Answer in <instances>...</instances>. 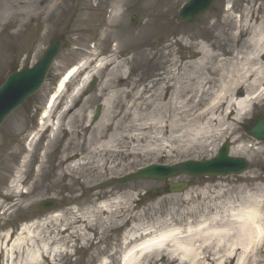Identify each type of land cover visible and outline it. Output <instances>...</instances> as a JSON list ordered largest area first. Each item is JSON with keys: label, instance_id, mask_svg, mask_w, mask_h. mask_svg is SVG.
<instances>
[{"label": "rangeland", "instance_id": "rangeland-1", "mask_svg": "<svg viewBox=\"0 0 264 264\" xmlns=\"http://www.w3.org/2000/svg\"><path fill=\"white\" fill-rule=\"evenodd\" d=\"M62 1L59 0L60 3ZM113 1L64 0L63 4L51 10L48 16V8L37 10L36 0L0 1V20L10 13L15 14L11 19L12 24L5 25L3 20L0 22V85L9 73L33 64L41 56L42 49L47 43L46 39H49L47 35L49 31L55 28L58 31L57 36L54 35L55 39L60 38L63 41V49L42 88L11 114L0 128V212L5 213L0 218V240L2 235L8 232L12 233V236L25 238L27 242L31 239L30 243L36 248L45 246L51 253L58 252L56 256L51 254L44 258L41 264H119L121 256L129 248L124 245V237L127 234L129 237L152 228L160 231L166 228L165 222L166 224L169 222V227L173 228L185 227L190 223L195 225L201 218L209 219L214 214L226 215L231 207L246 204L249 198L264 196V175L259 170L260 165L264 164V146L248 138L245 132V123L250 116L264 113V100L252 107L246 120L242 121L243 124L241 121L231 123L221 134L207 140L204 148L198 146L184 151L185 154L175 151L157 156H143L138 152L129 154V148L124 147L125 152L105 157L107 161L104 167H113V171L104 172L100 176L90 175L85 169L70 173L65 170L66 164L56 167L60 149L67 140L65 133H58L56 139L52 141L42 170L36 173L31 169V164H28L21 174V189L16 193L7 186L12 172L17 169L15 163L19 155L16 152L17 150L22 152L21 142L34 126L38 111L44 107L45 101L52 93L55 81L63 76L69 67L89 59L87 53L94 45V42L92 44L94 32L103 24L102 12L106 7H113ZM185 1L187 0H155L156 4L163 6L160 13L169 24L167 30H175L172 34L158 33L157 36L152 35L137 41L123 38L115 41L107 38L105 42L100 43L95 41V45L98 44L97 48L104 55L102 57L111 54L110 50L116 47L115 53L119 59L126 62L127 68L133 71L130 78L136 85L133 89H128V95L125 93L115 96L112 76L109 73L111 66L97 72V87L87 97L83 98L81 95L75 101L76 110L81 112L85 120L97 106L102 107V116L106 108L104 100L107 99L112 111V123H116L120 113L131 106L134 98L138 97L136 102H145L151 91H154L151 86L157 84L156 81L161 74H165L169 69H175L173 73L179 72L182 69L180 64L196 60L198 56L195 55L194 45L198 41L181 42L178 37H174L177 31L202 30L206 24L208 26V20L211 19L210 23L215 25L210 31L220 36L218 35L219 39L216 40L205 38V42L211 46L212 52L218 53L220 51L217 50V46L231 50L235 45L233 40L235 30L232 23L235 21L226 25L224 18H221L224 4L233 5V16H237L234 17L235 20L239 17L241 20L246 16L255 24L264 17V0H219L212 11L195 22L183 25L176 20V16L180 4ZM141 3L142 0H138L134 6L125 3L122 9L124 15L115 21L111 20L108 36L112 33L117 34L122 27L129 35L138 34L144 22ZM33 11L34 13L38 11L41 16L31 24L26 17L29 14L34 15ZM250 13L257 16L255 21ZM133 15H136L137 23L131 26L130 19ZM220 23L222 26H217ZM133 59L143 70L140 67V70H133L131 66ZM93 68L94 65L89 67L91 70ZM82 77L80 74L68 84L57 113L60 112L62 104L69 101L72 89L82 81ZM120 88L126 90L124 87ZM239 94L240 91L234 93L237 96ZM109 95L113 97L110 100L107 98ZM123 105L127 107L124 108ZM161 112L168 117L166 113ZM144 115L145 112H139L140 117ZM91 119L85 123L95 127ZM66 120L67 118L62 120V127ZM131 125L126 117L123 125H119V129L127 131ZM111 128L115 131L114 127L110 126L105 133H111ZM46 137L47 134L44 135V139H47ZM224 140L230 143V155L246 158L250 162V170L239 176L180 178L188 181L190 186L179 195L166 196L164 188H159L161 183L148 181L130 182L100 192L92 191L106 179L124 176L151 163L173 165L185 160L210 159ZM143 145L144 143L140 147ZM13 151L15 153L10 155ZM41 153L37 151V156ZM152 190L159 191L160 194L157 197H150L148 193ZM46 199L55 200L56 209L50 212H37L38 204ZM28 226L29 235L26 233L20 235L21 230ZM156 261L149 264H166L163 260ZM4 262V255L1 254L0 264ZM205 263L215 264L209 260ZM232 264L239 263L234 261ZM246 264H264V246L260 247L259 251L253 250Z\"/></svg>", "mask_w": 264, "mask_h": 264}, {"label": "bare ground", "instance_id": "bare-ground-1", "mask_svg": "<svg viewBox=\"0 0 264 264\" xmlns=\"http://www.w3.org/2000/svg\"><path fill=\"white\" fill-rule=\"evenodd\" d=\"M58 1L56 0L50 8L53 9ZM129 1H113V9L108 15V22L104 25L99 39L101 42H105L107 38L109 40L123 38L128 41L146 39L158 33L165 25L166 19L160 13L162 5L152 6L150 1L145 4L147 19L144 20L138 34L129 35L124 30L108 36L111 20L115 21L123 16L122 8ZM133 2L129 4L132 5ZM152 8H155L154 15L150 12ZM251 15L253 20L257 19L254 13ZM14 16V13H10L3 16L2 20L11 23ZM231 18L230 16L224 18L226 25H230ZM232 23L235 30L233 34L235 45L231 50L217 46V50L220 51L218 53L212 52L211 46L205 42V38L219 39L220 34L218 36L210 31L214 23L208 26L206 24L205 31L190 29L177 32V39L183 42L198 41L194 45L195 55L198 58L180 64L182 69L179 72L173 73L175 69H169L165 74H161L156 81L157 84L151 86L154 91H151L145 102H136L138 101L136 97L130 107L123 105L127 109L120 113L116 123H112V111L107 104L108 100L105 99V112L95 127H92L89 123H85L87 118L85 120L82 117L74 104V99L84 89L90 77L102 68L111 66L109 73L112 76L115 96L125 93L128 95V89H133L136 85L129 78L133 71L127 69V63L119 60L114 51H111L110 58L101 61L98 66L85 74L82 82L74 89L75 95L69 97L70 103L68 101L64 103L59 112V126L61 121L67 118L64 124L67 140L60 149L56 167L66 164L65 170L68 172L85 169L90 175L100 176L104 172L113 171V167H104L107 161L105 157L125 152L124 147L129 148V154L138 152L143 156H157L164 152H184L198 146L204 148L207 140L221 134L231 123L244 120L248 115V107L264 96V62H262L264 18L252 24L251 19L244 16L236 24ZM89 54L98 55L96 46ZM87 66L88 61H85L71 70L68 76L76 69L77 71L87 69ZM174 66L176 67V64ZM133 70L140 69L133 67ZM62 85L63 82L58 90ZM120 87L126 88L127 92ZM236 91H243V95H234ZM60 95L61 93L58 94L57 91V96H53L48 107H45L40 118L41 128L31 135L27 143L28 150L26 151L21 144L23 152L26 153L23 167L29 162H36L37 159L38 171L44 167L52 141L41 146L36 137L54 116L55 105ZM107 98L110 100L113 97L109 95ZM140 111L145 112L143 117L139 116ZM161 111L168 117H165ZM126 117L132 125L127 131L120 130L119 125H123ZM110 126H113L115 131L111 128V133H105ZM143 143L144 145L140 147ZM37 151L42 152L41 155L39 153L37 156ZM11 153L14 154L15 151ZM20 153L21 151L17 150L16 154ZM69 163L72 165L70 166ZM16 182L17 179L13 183ZM16 186L12 185L15 191L18 190ZM227 214H214L209 219L201 218L195 225L190 223L180 228L169 227V222L168 224L165 222L166 228L160 231L152 228L137 235H130L126 238V244H134L123 255L120 264H149L158 258L166 264H206L208 260L215 264H232L234 261L246 264L252 251H259L260 247L264 246V196L249 198L246 204L231 207ZM23 231L30 233L29 227ZM3 237L7 243L9 235L4 234ZM21 241V237H18L10 246L6 244L5 264H40L43 256L48 255L45 246L43 250L35 246L26 248ZM2 247H5V244L2 246L0 240V249Z\"/></svg>", "mask_w": 264, "mask_h": 264}, {"label": "water", "instance_id": "water-1", "mask_svg": "<svg viewBox=\"0 0 264 264\" xmlns=\"http://www.w3.org/2000/svg\"><path fill=\"white\" fill-rule=\"evenodd\" d=\"M212 0H208L205 6L198 11L201 12L207 8ZM58 50V45H53L50 49V54L44 57L33 69L22 71L20 74L13 75L8 80L7 84L0 90V123L2 119L30 93H32L38 85L42 82L44 74ZM248 134L257 140H264V118L258 119L254 125L249 129ZM223 161L219 160L216 165ZM217 166V165H216ZM246 167V166H245ZM178 170L183 171V166L177 167ZM147 171L140 174L145 175ZM192 175H198L196 172H191ZM50 206L47 205V208Z\"/></svg>", "mask_w": 264, "mask_h": 264}]
</instances>
